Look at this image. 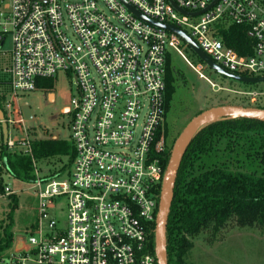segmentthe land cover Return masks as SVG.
Listing matches in <instances>:
<instances>
[{
    "label": "built area",
    "instance_id": "obj_1",
    "mask_svg": "<svg viewBox=\"0 0 264 264\" xmlns=\"http://www.w3.org/2000/svg\"><path fill=\"white\" fill-rule=\"evenodd\" d=\"M128 4L152 22L186 31L224 69L264 77V0L5 4L0 49L8 38L12 45L7 68L12 88L5 111L9 125L24 132L11 137L9 131L7 150L20 152L16 147L21 146L36 163L20 93L36 91L40 79L67 70L77 86V96L68 99L76 154L66 173L47 177L35 172L37 224L27 238L15 239L0 264H158L152 235L167 169V59L175 51L213 90L228 88L204 72L209 67L205 61L195 64L186 55L189 44L180 34L143 19ZM231 25L249 27L247 52L224 39L222 30ZM232 92L247 99L243 106L264 103V87ZM3 155L0 147V167ZM62 199L67 201L64 224L52 212L60 209Z\"/></svg>",
    "mask_w": 264,
    "mask_h": 264
},
{
    "label": "trees",
    "instance_id": "obj_2",
    "mask_svg": "<svg viewBox=\"0 0 264 264\" xmlns=\"http://www.w3.org/2000/svg\"><path fill=\"white\" fill-rule=\"evenodd\" d=\"M222 35L229 45L241 52L248 51L245 44L251 41L249 27L231 25L222 30ZM165 79L167 115L179 79L171 55L167 59ZM38 86L53 90L55 78L40 79ZM7 97V92H0V107L4 112ZM238 99V104H249L244 97ZM257 106L264 108V103ZM166 133L168 151L165 163L168 166L178 136L170 139L167 127ZM1 142L2 165L15 178L33 181L36 174L31 156L8 151L3 138ZM33 150L37 159L69 154L71 165L76 154L74 145L63 139L35 140ZM2 173L0 169V191L4 193ZM13 201H17V197ZM232 221L239 227H264V121L242 116L209 122L197 132L187 148L169 211L168 264H190L187 256L194 247V238L210 229L216 235ZM12 229L13 221L0 238V259L13 249L16 237ZM152 249L155 251V232Z\"/></svg>",
    "mask_w": 264,
    "mask_h": 264
},
{
    "label": "rangeland",
    "instance_id": "obj_3",
    "mask_svg": "<svg viewBox=\"0 0 264 264\" xmlns=\"http://www.w3.org/2000/svg\"><path fill=\"white\" fill-rule=\"evenodd\" d=\"M10 1L0 0V10ZM182 45L184 48L185 44L182 43ZM11 50L12 45L8 38L0 49V92H7V98H9L12 88L10 83L11 76L7 71L11 62ZM184 52L195 64L201 61V58L192 47L185 46ZM171 63L179 72V79L175 83L176 90L171 99V108L166 115V127L170 139L179 137V133L183 131L189 121L201 111L228 103L243 105L238 104V97H243L232 92L234 89L264 87V83L249 85L229 77H223L222 74L211 67H207L204 72L220 86L228 88L227 90L215 91L175 51H172ZM94 75L98 78L96 73ZM44 91L43 88H38L30 93H20V105L26 104L27 107L33 109L34 117L43 124L41 126H44L43 128L46 132L51 133L50 136L53 133H58L61 139L73 144L70 128L71 113H64L61 109L55 107L50 100V96H47ZM53 91L56 94L57 104L68 101L72 93L77 96V86L73 82L72 72L67 70L60 71L55 77ZM8 118L9 116L5 111L6 122ZM30 125V137L34 142V140H38L35 135L37 128L32 126V123ZM8 127L11 137L24 134V132H20L12 125ZM2 138L3 130L2 121L0 120V147L3 149ZM3 143H5L4 139ZM16 148L17 150H22L20 152L17 151L19 154L27 153L25 148L21 146ZM70 158L69 154L41 159L36 158L34 172L38 171L41 176L47 177L58 173H66L72 168ZM69 165H71L70 168ZM0 169L3 172V184L5 186V192L2 193L0 191V238L4 236L5 229L10 225L11 221H13L12 231L15 237L27 238L29 231L36 226L38 221L39 199L36 189L33 188L31 181H25L11 175L5 165L0 167ZM6 187L9 188V192H7ZM14 197H17V201H13ZM52 212L60 224H64L67 221V201L62 199L60 209ZM187 258L190 264H264V227H239L232 221L216 235L212 234L211 229L204 231L194 238V247Z\"/></svg>",
    "mask_w": 264,
    "mask_h": 264
},
{
    "label": "water",
    "instance_id": "obj_4",
    "mask_svg": "<svg viewBox=\"0 0 264 264\" xmlns=\"http://www.w3.org/2000/svg\"><path fill=\"white\" fill-rule=\"evenodd\" d=\"M173 3L176 5L174 1ZM129 7L143 19L151 21L150 19L142 15L133 6L131 7L129 5ZM152 23L160 25L166 29L175 31L178 34H180L185 39V41L188 42L189 46L193 48V50L197 53V55L209 65V67H211L216 72L222 74L223 76L245 83H259L264 81V77L242 76L224 69L219 64H217L204 50H202L200 46L195 42V40L186 31L182 30L181 28L166 23H159V22H152ZM24 113L26 117L29 119L33 117L32 109L29 107L24 108ZM241 116L264 121V108L254 107V106L232 105V104H224L215 107L213 106L204 111H201L196 116H194L186 125V127L183 129V131L180 133L179 137L177 138L172 150L170 161L168 163L165 172V177L163 181L161 197L159 202V210L157 215L156 232H155V248H156V255L158 258V264H168L166 250H167V226L169 219V211L174 197V189H175L178 171L183 156L187 151V148L191 144L197 132L209 122L223 119L226 117H241ZM0 120L2 121L3 139L4 142L7 143L9 138V127H8V123L5 121L4 110L1 107H0ZM40 135L41 136L43 135L42 132H40ZM43 137L46 136L43 135ZM18 247H22V242L18 243Z\"/></svg>",
    "mask_w": 264,
    "mask_h": 264
},
{
    "label": "crops",
    "instance_id": "obj_5",
    "mask_svg": "<svg viewBox=\"0 0 264 264\" xmlns=\"http://www.w3.org/2000/svg\"><path fill=\"white\" fill-rule=\"evenodd\" d=\"M44 90H45L44 93H46L47 96H50V100H51L52 104L55 107L61 109L62 112H64V113L69 111L68 101H64L62 103L57 104L56 103V94H55V92L53 90H46V89H44ZM66 109H68V110H66ZM64 110H66V111H64ZM32 113H33V117L30 118L29 121L32 123V126H35L37 128V131H36V134H35L36 135V139H61L60 136L58 135V133L57 134H54L52 132L53 135L50 136L51 133L46 132V130H44V128H43L44 126H41L43 124L40 123L39 120L34 117V111H33V109H32ZM40 132H42V134L44 136H46V137H43V135L41 136L40 135ZM51 137H53V138H51Z\"/></svg>",
    "mask_w": 264,
    "mask_h": 264
}]
</instances>
